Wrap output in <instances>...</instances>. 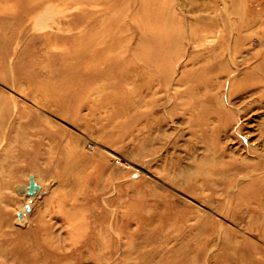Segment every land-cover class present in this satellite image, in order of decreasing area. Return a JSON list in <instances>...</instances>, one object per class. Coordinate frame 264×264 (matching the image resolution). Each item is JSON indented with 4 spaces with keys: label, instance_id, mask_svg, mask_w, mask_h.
<instances>
[{
    "label": "rangeland",
    "instance_id": "rangeland-1",
    "mask_svg": "<svg viewBox=\"0 0 264 264\" xmlns=\"http://www.w3.org/2000/svg\"><path fill=\"white\" fill-rule=\"evenodd\" d=\"M0 264H264V0H0Z\"/></svg>",
    "mask_w": 264,
    "mask_h": 264
},
{
    "label": "bare ground",
    "instance_id": "bare-ground-1",
    "mask_svg": "<svg viewBox=\"0 0 264 264\" xmlns=\"http://www.w3.org/2000/svg\"><path fill=\"white\" fill-rule=\"evenodd\" d=\"M36 93H37V92H36ZM41 103H42V102H41ZM42 104H43V103H42ZM3 144H4V142H3ZM31 178H32V177H31ZM31 178H30V179H31ZM32 180H33V179H32ZM32 187H33V186H32ZM28 189H29V187H28ZM28 189H27V190H28ZM20 191H21V190H20ZM34 191H35V190H34ZM34 191H33V193H34ZM26 192H27V191H26ZM28 193H30V192H28ZM27 196H28V195H27ZM30 196H31V195H30ZM25 197H26V196H25ZM31 198H32V197H31ZM25 208H26V207H23L22 211H24ZM27 220H28V219H27Z\"/></svg>",
    "mask_w": 264,
    "mask_h": 264
}]
</instances>
